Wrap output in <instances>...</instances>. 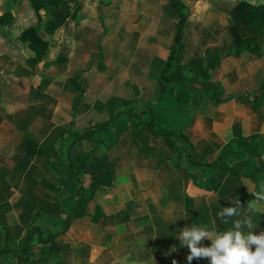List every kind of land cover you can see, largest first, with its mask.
<instances>
[{
	"label": "crops",
	"instance_id": "crops-1",
	"mask_svg": "<svg viewBox=\"0 0 264 264\" xmlns=\"http://www.w3.org/2000/svg\"><path fill=\"white\" fill-rule=\"evenodd\" d=\"M238 1L67 0L76 14L47 34L45 8L38 20L29 0H0V264H189V249L176 235L187 226L226 231L250 216L254 231L264 232V201L251 194L261 191L264 173L240 176L203 165L254 133L264 164V35L257 53L236 52L229 27ZM178 4L186 14L182 27ZM31 26L48 41L36 63L28 62L35 53L19 37ZM210 61V77H198ZM181 88L221 100L183 104L176 97ZM148 107L158 127L185 134L197 163L188 161L183 138L154 135L144 124L119 132L109 147L75 140L71 154H85L93 188L91 174L73 176L66 162L57 163L75 138L62 129L81 132L111 112ZM149 118L142 114V121ZM232 151L230 166L245 169L256 159ZM81 186L86 195L92 191L85 206ZM234 199L239 215L224 224L217 214ZM31 228L41 235L34 233L27 252L22 245Z\"/></svg>",
	"mask_w": 264,
	"mask_h": 264
},
{
	"label": "trees",
	"instance_id": "trees-1",
	"mask_svg": "<svg viewBox=\"0 0 264 264\" xmlns=\"http://www.w3.org/2000/svg\"><path fill=\"white\" fill-rule=\"evenodd\" d=\"M29 3L35 10L38 20H40L39 9H46L47 18L44 21V30L47 34H52L54 30L66 20L67 17H69L70 15L74 16L76 14V10H74L73 13L70 12L67 0H29ZM178 7L181 16L180 22L182 27L186 20V14L183 10L182 4H178ZM230 16L232 23L229 29L237 45L236 52H238V49L247 48L257 53L261 46L262 37L264 35V4H253L245 0H239L230 11ZM19 37L22 41L27 42L29 47L35 53L33 57L27 59L28 62H38L48 46V41L43 37V35L39 33V28H37L36 26L28 27L24 31H22ZM181 39L182 30L179 31L175 43L170 53L168 54L166 66L163 70L161 79L159 80L160 92L166 89V85L168 82L167 72L171 68V62L176 49L181 46ZM215 67L216 61H210L207 63L206 67L197 72L196 75L203 79H208L210 77V70L214 69ZM204 96L212 98L214 102H219L221 100L215 94L210 93L205 89H203L198 96L190 95L187 90H184L182 88L178 89L176 93L177 99L183 104L188 100L193 103H198ZM147 111L149 112L150 118L148 121H142V114ZM154 117L155 116L149 107L147 109H143V111L124 109L118 110L116 112H111L107 120L100 123L91 124L85 127L81 132L72 130V125H69L68 128L62 129L61 133L71 132L75 136V138L68 146L67 150L62 152V155L57 163L59 164L60 162H66V172L73 176H78L81 172H87L91 174V188H93V186L95 185V175L90 168L91 164L87 162L85 154H71V146L75 144V140L85 137L90 139L95 144H103V146L109 147L115 142L119 132L126 130L127 128L137 127L141 124L148 126L151 133H153L154 135H172L175 137L183 138L187 146L186 156L188 161L191 164L197 163L193 155L192 143L185 136V134L176 132L170 128L158 127V125L155 123ZM128 119L134 120H132V123L130 124L127 122ZM109 133H112V135L109 139H107L106 135ZM258 136L259 134L254 133L249 136H244L231 141L221 150L218 157L214 161H211L210 163H203V165H207L217 170L240 176L242 175L253 177L254 174L259 171H262L264 173V164L260 158L258 141L256 140ZM233 146H236L237 149H239V151L235 152V157L242 156V154L246 152H253L256 155V159L245 169L230 166L226 161V157L230 154V152H233ZM78 193L81 199L82 206H85L87 201L91 197L92 191L89 195H86L81 186V189H79ZM35 232L41 235V232L37 228L29 229L26 234L22 249L27 252L29 249L28 244L33 238Z\"/></svg>",
	"mask_w": 264,
	"mask_h": 264
},
{
	"label": "clouds",
	"instance_id": "clouds-1",
	"mask_svg": "<svg viewBox=\"0 0 264 264\" xmlns=\"http://www.w3.org/2000/svg\"><path fill=\"white\" fill-rule=\"evenodd\" d=\"M254 199L264 201V185L260 192H251ZM234 206L223 207L218 212V218L227 224L232 217L239 215L241 206L238 199L233 200ZM249 211H255L251 207ZM257 227L251 217L237 219L232 222V228L226 231L210 229L193 224L181 229L176 235L181 246H187V260L206 258L210 264H264V232L257 234ZM207 238L209 246L201 242ZM172 264H176L173 260Z\"/></svg>",
	"mask_w": 264,
	"mask_h": 264
},
{
	"label": "water",
	"instance_id": "water-1",
	"mask_svg": "<svg viewBox=\"0 0 264 264\" xmlns=\"http://www.w3.org/2000/svg\"><path fill=\"white\" fill-rule=\"evenodd\" d=\"M27 258H28V257H24L23 259H24V260H27Z\"/></svg>",
	"mask_w": 264,
	"mask_h": 264
}]
</instances>
